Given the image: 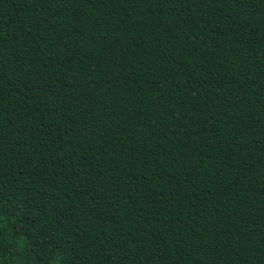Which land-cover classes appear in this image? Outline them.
Masks as SVG:
<instances>
[{
    "label": "trees",
    "instance_id": "trees-1",
    "mask_svg": "<svg viewBox=\"0 0 264 264\" xmlns=\"http://www.w3.org/2000/svg\"><path fill=\"white\" fill-rule=\"evenodd\" d=\"M0 264H264V0H0Z\"/></svg>",
    "mask_w": 264,
    "mask_h": 264
}]
</instances>
